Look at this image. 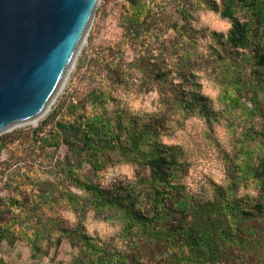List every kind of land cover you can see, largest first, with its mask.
<instances>
[{
	"label": "trees",
	"instance_id": "obj_1",
	"mask_svg": "<svg viewBox=\"0 0 264 264\" xmlns=\"http://www.w3.org/2000/svg\"><path fill=\"white\" fill-rule=\"evenodd\" d=\"M153 1L128 0L122 20L127 40L136 41L151 26ZM198 1L231 23L225 44L231 56L243 52L244 62L252 65L248 81L234 76V92L228 100L244 110L240 98L248 95L254 104L253 114L264 118V0ZM194 7L180 11L186 26ZM173 27L178 28L177 24ZM111 52L110 58L100 60L110 74L108 84L91 89L85 104L72 103L65 117L53 115L45 124H54L51 136L38 141L49 148L67 147V168L61 178L69 179L82 193L60 192L55 201L67 200L76 214L93 212L119 219L124 237L131 238L129 245L125 242L126 247L119 250L105 247L80 228L66 231L55 226L61 239L76 241L75 264H233L238 256L245 259L264 250V223L258 226L264 222V161L257 168L241 164L233 188H218L212 199L198 201L187 194L182 184L189 167L184 151L179 145L166 144L163 137L184 127L182 122H173L174 117L186 120L196 115L211 124L215 117L208 99L200 93L192 72L179 64L180 72L172 76L175 71L164 58L154 60L156 56L151 54L153 57L126 64L119 58L120 52ZM122 88L133 93L155 91L159 110L152 115L134 114L121 104ZM43 130L33 131L29 137L39 138ZM5 141L17 139L2 136L0 150ZM118 164L134 167L138 183L104 187L83 172L90 168L99 175ZM243 179L253 183L259 195L256 201L238 195ZM18 204L15 197L0 200V243L15 236L2 207L13 209ZM43 237L39 233L37 238ZM34 246L37 249L38 245ZM159 253L164 256L161 263L154 258ZM0 264L8 263L0 260Z\"/></svg>",
	"mask_w": 264,
	"mask_h": 264
},
{
	"label": "rangeland",
	"instance_id": "obj_2",
	"mask_svg": "<svg viewBox=\"0 0 264 264\" xmlns=\"http://www.w3.org/2000/svg\"><path fill=\"white\" fill-rule=\"evenodd\" d=\"M127 5L128 0H101L86 41L50 110L37 126L19 127L3 135L14 136L17 141H5V147L0 150V200L15 197L20 202L13 209L2 207L7 215L5 222L15 233L0 243V260L8 264H75L78 249L73 242L76 241L61 239V233L54 232L55 226L66 231L80 228L105 247L121 250L130 243L131 238L124 237V225L119 219L110 220L93 212L76 214L67 200L55 201L60 198V192L82 193L69 179L61 178L63 169L67 168V147L61 144L57 149L49 148L38 142L51 136L54 124H45L53 115L59 119L65 117L72 103L85 104L91 89L108 84L110 74L100 60L104 56L110 58L111 51L120 52L119 58L126 64L152 55L156 56L154 60L164 58L175 71L172 76L180 72L179 64L192 72L200 93L208 99L215 117L211 124L196 115L186 120L174 117L173 122H182L184 127H177L171 135L163 137L166 144L179 145L184 151L189 167L182 184L187 194L198 201L212 199L218 188H233L241 164L257 168L264 161V118L253 114L254 104L248 95L240 98L244 110L228 100L234 92V76L248 81L252 66L244 62L243 52L231 56L225 44L231 23L198 0H154L151 26L136 41H130L122 24ZM193 6L190 24L186 26L180 11ZM119 98L122 106L134 114L152 115L160 108L155 91L133 93L122 88ZM40 128L44 130L39 138L29 137ZM83 172L104 187L138 183L136 169L128 164L110 167L99 175L90 168ZM240 185L239 196L258 199L251 181L243 179ZM263 223L258 226L263 227ZM39 233L45 237L37 238ZM145 247L155 249L152 245ZM154 258L159 263L164 260L160 253ZM233 264H264V250L245 259L238 256Z\"/></svg>",
	"mask_w": 264,
	"mask_h": 264
},
{
	"label": "water",
	"instance_id": "obj_3",
	"mask_svg": "<svg viewBox=\"0 0 264 264\" xmlns=\"http://www.w3.org/2000/svg\"><path fill=\"white\" fill-rule=\"evenodd\" d=\"M101 0H0V138L50 110Z\"/></svg>",
	"mask_w": 264,
	"mask_h": 264
},
{
	"label": "bare ground",
	"instance_id": "obj_4",
	"mask_svg": "<svg viewBox=\"0 0 264 264\" xmlns=\"http://www.w3.org/2000/svg\"><path fill=\"white\" fill-rule=\"evenodd\" d=\"M42 118V117H41ZM41 118H39V119H37V120H35V121H32V122H30V123H27V124H25L24 126H37V124L39 123V121H40V119ZM21 127H23V126H21Z\"/></svg>",
	"mask_w": 264,
	"mask_h": 264
}]
</instances>
